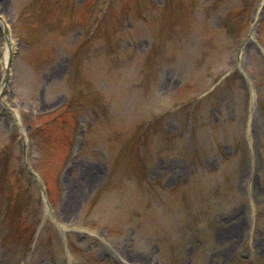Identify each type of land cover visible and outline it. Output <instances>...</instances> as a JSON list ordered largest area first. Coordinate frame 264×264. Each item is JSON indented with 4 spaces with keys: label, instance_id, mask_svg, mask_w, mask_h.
<instances>
[{
    "label": "rangeland",
    "instance_id": "374dc122",
    "mask_svg": "<svg viewBox=\"0 0 264 264\" xmlns=\"http://www.w3.org/2000/svg\"><path fill=\"white\" fill-rule=\"evenodd\" d=\"M0 16V264H264V0Z\"/></svg>",
    "mask_w": 264,
    "mask_h": 264
},
{
    "label": "bare ground",
    "instance_id": "6f19581e",
    "mask_svg": "<svg viewBox=\"0 0 264 264\" xmlns=\"http://www.w3.org/2000/svg\"><path fill=\"white\" fill-rule=\"evenodd\" d=\"M253 31V28H252ZM2 39L5 41L4 42V48H3V56L0 59V63L2 64L3 68L7 67L10 59V47H11V40H10V33H5L3 36L1 35ZM3 74V73H2ZM2 80L0 81V98L1 94L4 89V80H5V75H2ZM14 121L16 125L19 127L20 126V119L16 113H14Z\"/></svg>",
    "mask_w": 264,
    "mask_h": 264
}]
</instances>
